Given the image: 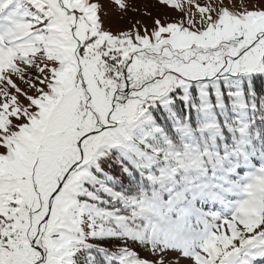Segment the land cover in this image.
Masks as SVG:
<instances>
[{
	"label": "snow or ice",
	"instance_id": "snow-or-ice-1",
	"mask_svg": "<svg viewBox=\"0 0 264 264\" xmlns=\"http://www.w3.org/2000/svg\"><path fill=\"white\" fill-rule=\"evenodd\" d=\"M0 264H264V0H0Z\"/></svg>",
	"mask_w": 264,
	"mask_h": 264
},
{
	"label": "rangeland",
	"instance_id": "rangeland-1",
	"mask_svg": "<svg viewBox=\"0 0 264 264\" xmlns=\"http://www.w3.org/2000/svg\"><path fill=\"white\" fill-rule=\"evenodd\" d=\"M141 3H144L145 0H140ZM131 15V14H129ZM111 22L113 24L114 28H118L120 26H123V21L127 19V17H120L119 13H117L114 9L111 11L110 16Z\"/></svg>",
	"mask_w": 264,
	"mask_h": 264
}]
</instances>
